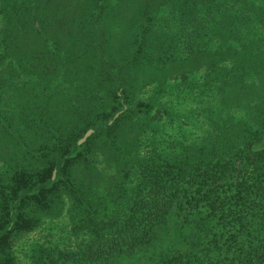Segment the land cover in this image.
Returning a JSON list of instances; mask_svg holds the SVG:
<instances>
[{
	"label": "trees",
	"instance_id": "obj_1",
	"mask_svg": "<svg viewBox=\"0 0 264 264\" xmlns=\"http://www.w3.org/2000/svg\"><path fill=\"white\" fill-rule=\"evenodd\" d=\"M99 1L0 0V95L13 78L26 74L31 79L0 99L6 108L0 107V264L12 262L6 254L10 238L32 229L41 215H54L62 206L61 197L71 202L68 218L79 223V229L91 228L90 237L76 241L79 256L90 262L135 250L149 242L153 228L173 220L189 224L195 242L182 252L161 251L154 264H264V139L245 142L232 155L214 160L206 154L184 169L170 161L150 162L139 172L145 191L134 199L137 203L125 207L117 202L125 200L120 181L127 171L114 163L106 175L89 170L85 153L94 144L113 149L108 160L116 157L118 125L126 110H133L127 103L114 120L113 113L107 115L113 106L123 105L120 101L129 97L132 86L131 81L124 86L126 80L101 58L104 43H99L106 31L95 22L107 15V27L112 26L121 10L125 17L130 4V9L137 6L133 0L119 1L122 8L112 5L104 14ZM254 1L258 5L259 0L181 2L202 14L206 27L210 21L205 11L213 8L242 17L239 25L248 29L246 15L258 9ZM89 9L92 14L85 22L83 11ZM151 12L143 7L139 16L140 42ZM209 29L213 35V27ZM90 31L96 39L83 59L69 34ZM218 50L224 52L223 46ZM99 92L103 94L97 96ZM87 130L91 135L78 144ZM34 257V264L68 259L55 260L52 253L41 252Z\"/></svg>",
	"mask_w": 264,
	"mask_h": 264
},
{
	"label": "rangeland",
	"instance_id": "obj_2",
	"mask_svg": "<svg viewBox=\"0 0 264 264\" xmlns=\"http://www.w3.org/2000/svg\"><path fill=\"white\" fill-rule=\"evenodd\" d=\"M119 1L130 3V0L97 3L104 7L105 14L112 5L122 8ZM133 1L137 7L130 9V4L125 17L121 10L123 18L115 15L112 26L107 27V15L95 22V26L106 31L99 43H104L101 58L112 66V72H116L120 80H126L124 86H129L127 81H131L132 86L129 97L120 101L123 105L113 106L107 115L113 113L114 120L129 107L125 106L127 103L133 110H126L118 125L121 128L115 158L107 159L113 149L102 142V148L90 145L85 153L89 170L106 175L114 163L127 171L120 181L125 200H114L119 207L137 203L134 199L139 193L142 196L145 186L138 180L139 172L150 162L170 161L184 169L206 154H211L214 160L225 153L232 155L245 142L258 143L264 139V0H259L258 5L254 1L258 8L256 13L246 15L248 29L240 27L242 17L234 18L208 8L205 15L213 27V35L210 26L204 25L202 14L183 5L182 0ZM85 6L86 1L82 8ZM143 7L152 12L145 19L147 29L140 32L143 37L140 42L137 36ZM90 14V9L83 11L85 22ZM228 33L229 37L220 38ZM69 36L71 44L75 47L78 44L82 58L86 59L87 48L96 34L90 31L83 36L71 33ZM212 37V43L206 42ZM219 45L224 52L218 50ZM50 50L57 52L53 47ZM60 77L59 74L57 78ZM30 80L26 74L13 78L0 99L10 95L14 87L28 85ZM99 94L103 92L96 95ZM144 106L147 108H142ZM0 107L6 109L1 103ZM99 121L95 124H100ZM63 198L62 206L54 215H41L32 229L22 230L10 238V248L6 250L12 258L10 264H34V255L38 252L52 253L55 260L68 257L64 262L47 264H154L161 251L182 252L195 242L189 224L180 225L170 220L164 226L153 228L149 242L135 250L117 253L102 262H90L79 256L76 241L90 237L91 228L79 229V223L68 218L71 202Z\"/></svg>",
	"mask_w": 264,
	"mask_h": 264
},
{
	"label": "water",
	"instance_id": "obj_3",
	"mask_svg": "<svg viewBox=\"0 0 264 264\" xmlns=\"http://www.w3.org/2000/svg\"><path fill=\"white\" fill-rule=\"evenodd\" d=\"M90 133H91V130H87V131L85 132V134L83 135V137L78 141V144L81 143V142H83L84 139H85Z\"/></svg>",
	"mask_w": 264,
	"mask_h": 264
}]
</instances>
